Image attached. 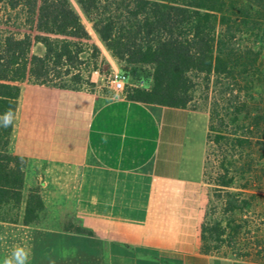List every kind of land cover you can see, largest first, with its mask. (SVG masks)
<instances>
[{"label":"crops","instance_id":"1","mask_svg":"<svg viewBox=\"0 0 264 264\" xmlns=\"http://www.w3.org/2000/svg\"><path fill=\"white\" fill-rule=\"evenodd\" d=\"M189 114L206 123H177ZM208 126L207 112L24 83L9 147L24 187L44 211L49 192L68 196L64 224L88 233L48 230L43 211L0 222L35 230L0 240L29 249L28 264H264V190L204 181Z\"/></svg>","mask_w":264,"mask_h":264},{"label":"trees","instance_id":"2","mask_svg":"<svg viewBox=\"0 0 264 264\" xmlns=\"http://www.w3.org/2000/svg\"><path fill=\"white\" fill-rule=\"evenodd\" d=\"M74 1L128 81L120 95L190 110L205 96L204 181L263 191L264 51L257 39L245 45L241 38L243 24L264 34V0ZM34 42L45 47L43 56L33 54ZM102 64L71 0H0V115L14 113L12 125L0 128V222L31 226L44 211L38 189L24 197L26 159L9 150L22 85L116 94L92 81ZM64 230L88 233L76 225Z\"/></svg>","mask_w":264,"mask_h":264},{"label":"rangeland","instance_id":"3","mask_svg":"<svg viewBox=\"0 0 264 264\" xmlns=\"http://www.w3.org/2000/svg\"><path fill=\"white\" fill-rule=\"evenodd\" d=\"M72 5L76 12L81 16L82 22L85 25L86 29L88 30L90 36H91V43L95 44L98 46L101 52V59L103 60L104 64L101 65V73L100 76L94 77V80H96V83L99 84V91L108 92V93H115L111 88L110 85L107 83V76L113 72L114 70L111 69L109 66L108 62L106 61L105 56H109L110 53L107 51L105 48L104 44L101 42L97 34L92 30L91 24L87 21L83 13L81 12L79 6L75 3L74 0H71ZM254 14V12L252 13ZM239 16L240 20H245L247 18L243 17V14H240ZM242 30H243V37L242 43L249 45L252 41L256 40L258 41V45H262L263 51H264V34L261 32V30H248L247 26L244 24L242 25ZM248 30V31H247ZM43 45L40 43L38 44L37 42H34L33 45V54L35 55H44L45 52L43 50ZM111 57V55H110ZM112 58V57H111ZM113 59V58H112ZM260 73L258 78L260 79V83H258V98H259V104L260 107H264V52L262 53V56L260 58ZM121 69V67L119 66ZM116 71H121V70H116ZM209 103V102H208ZM192 109H197V111H202V112H207L209 111V105L207 104L205 100V96H198L191 104L190 106ZM262 112V111H261ZM206 123V118L202 115H194V114H189L188 117L185 119L178 120L177 123ZM258 157V156H257ZM29 176V180H30ZM29 191V185H26L23 190V195L26 197L28 195ZM51 193V194H50ZM50 194V199L49 202L46 204V209L43 213V224L42 226L44 228H47L48 230H53V231H59L61 229H64L65 226L69 225L64 224L66 221H68V214L72 210V202L71 199H68V196L62 197L63 193H60L59 190L56 192H49ZM30 231H35L34 229H26L24 227H15L13 225L9 224H4L0 223V234H7V233H14V232H30ZM13 243L14 241L12 239H1L0 240V264H3V261L5 258H7L8 254H12V248H13Z\"/></svg>","mask_w":264,"mask_h":264},{"label":"clouds","instance_id":"4","mask_svg":"<svg viewBox=\"0 0 264 264\" xmlns=\"http://www.w3.org/2000/svg\"><path fill=\"white\" fill-rule=\"evenodd\" d=\"M14 113L12 109L0 115V128L10 127L13 123ZM30 259V250L26 247H16L11 256L3 261V264H28Z\"/></svg>","mask_w":264,"mask_h":264},{"label":"built area","instance_id":"5","mask_svg":"<svg viewBox=\"0 0 264 264\" xmlns=\"http://www.w3.org/2000/svg\"><path fill=\"white\" fill-rule=\"evenodd\" d=\"M95 76H100L99 71H94L92 74V81L96 83V81H94ZM107 83L110 85V88L118 94L124 91L128 81L121 71H113L107 76ZM138 86L143 87L144 83L141 82Z\"/></svg>","mask_w":264,"mask_h":264}]
</instances>
